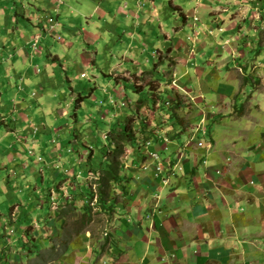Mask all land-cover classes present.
<instances>
[{
    "label": "rangeland",
    "instance_id": "374dc122",
    "mask_svg": "<svg viewBox=\"0 0 264 264\" xmlns=\"http://www.w3.org/2000/svg\"><path fill=\"white\" fill-rule=\"evenodd\" d=\"M34 1L21 0L18 10L24 14L30 13L28 10L33 11ZM69 1L79 11L71 16L72 27L75 28L73 36L76 37L77 30L85 26L87 32L95 37L89 39V44L77 38L72 49L63 53L64 35L57 34L61 32L60 23L53 14L46 15L51 9H45L46 13H37V25L42 20H47L46 25H41L40 30L32 34L31 40L34 52L37 53L38 48L43 52L36 71L44 75L45 70L49 75L43 76L44 78L40 75L38 78L42 88H45L43 91L39 90L41 95L38 92L33 96H41V99L35 100L34 113L27 109L28 113L16 114L12 116V122H8L5 116H11L15 108L8 95L0 97V121L2 119L6 128L15 130L21 124L18 123V117L22 121L29 118L36 129L34 142L37 143V137L45 141L40 146L43 153H40L39 148H28V154L32 158L43 160L33 163L37 172V175H31L33 177L20 173L19 168L22 170L28 163L26 158L12 161V156H9L3 161L4 155L0 152V234L3 233L0 235V264H88L89 257H98L108 248L110 239L104 243L103 251L99 245L98 252L93 247L97 241L101 245L103 240L107 241V229L114 228L111 227L114 214L100 209L97 204L98 182L103 174L95 172V169H105L108 166L106 162H110L125 177V187L130 180L135 179L138 167L134 168V162H139V158L133 157L130 142L122 143L117 139L116 132L112 134L111 131L114 127L119 131L128 122L131 131L143 139L139 129L144 128L145 121L152 122L149 123L153 126L151 132L164 123L150 118V111L154 114L155 110L159 120H167L166 128H169L171 135L180 131L182 117L199 119L205 121L206 126L212 124L211 128L215 130L213 134L217 139L234 133L232 129H241V136L253 145L251 149H257V144L258 148L264 149L262 2ZM7 2L9 1L0 0V42L1 38L10 35L16 45L15 50L20 51L23 47L18 36L20 25L13 20L12 14L6 16L11 6L5 5ZM97 2L104 13L93 11ZM61 3L64 0H58L54 12L60 9ZM120 6L121 9H118ZM2 29L5 33L1 32ZM128 30L134 34L129 35ZM48 34L53 37L45 38ZM42 36L45 37L40 45ZM132 43L135 45L132 46ZM8 48L7 55H0V59L6 61L4 71L13 77L14 73L22 70L20 66L26 64V61L9 62L14 48L12 49L11 43ZM50 52L60 54L64 59H71L66 63L68 76L59 61L52 59ZM82 52L81 57L79 53ZM38 54L29 52L32 68L33 59ZM20 74L24 77L23 82H29L28 77H33L30 72L26 73L28 77ZM67 77H70V81L66 80ZM6 80L5 74H2L0 90H3V82ZM79 93L84 95V101L77 110L78 120L73 122L70 113ZM141 101L145 102L141 104ZM158 101L162 107L158 105ZM39 102L43 105L40 111ZM216 109L220 113H231L230 115L243 113L244 117L239 115L235 119L218 118L213 121ZM101 116L104 121H101ZM5 126L0 128V151L1 147L5 148L7 138H13L12 135H6ZM73 130L76 135L72 133ZM16 137L20 136L16 133ZM145 146L146 144L141 145V148ZM170 149L173 150L172 145ZM141 154L140 158H146L142 149ZM150 155L155 157L151 153ZM44 161L54 166L46 167ZM141 165L151 167L150 163L142 162ZM154 169L160 173L158 166ZM111 189L113 191L108 199H115L125 209L130 208L129 203L127 205L120 201L122 193L119 194V189L114 184ZM58 190L63 191V200L60 202ZM92 190L95 195L90 202L93 208L90 217L75 209L71 211L70 205H62L64 201L71 202L74 193L85 196ZM37 196L40 199L38 203L34 202ZM19 202L28 205L33 203L29 206L28 216H24V211L18 208ZM63 209L69 211L63 212ZM22 218L26 222L23 228L16 230ZM46 226L52 229L50 236ZM261 231L264 236V230ZM28 241L42 246L45 256L40 257L39 253L29 251L26 248ZM96 261L97 259L93 262Z\"/></svg>",
    "mask_w": 264,
    "mask_h": 264
},
{
    "label": "crops",
    "instance_id": "0c3cea01",
    "mask_svg": "<svg viewBox=\"0 0 264 264\" xmlns=\"http://www.w3.org/2000/svg\"><path fill=\"white\" fill-rule=\"evenodd\" d=\"M8 1L5 5L11 6L6 16L12 14L13 20L20 25L18 36L23 47L20 51L15 50L13 37L6 36L1 38L0 55L3 57V54L7 55L11 43L14 50L9 62L26 61V64L20 66L22 70L10 77L3 68L6 61L0 59V76L5 74L7 77L6 82H3V90H0V97L4 98L6 94L12 99L15 112L13 111L11 116H5L8 122H12V116L28 113L27 109L35 112V100L41 99V96L36 98L33 95L45 88H42L38 78L40 75L49 77L45 70L44 75L36 71L40 66L38 61L43 58V52L39 48L36 49L39 54L33 59V68L31 55L29 56V52L37 54L31 48L32 34L38 32L41 25L47 24V20L44 19L37 25L36 14L46 13L45 9H51L46 15L53 14L60 23L61 32L57 34L64 35L63 53L72 49L77 38L89 44V39L95 35L89 34L83 26L77 30L78 36H73L75 28L72 27L71 16L78 10L69 0H64L60 9L55 12L58 0H35L32 3L33 11L30 9L28 10L30 13L25 14L18 10L21 0ZM27 1L29 0H24ZM256 2H262L264 5V0ZM99 4L97 2L94 5L93 11L104 13ZM118 9H121V6ZM17 15L20 16L16 18ZM1 32L5 33L3 29ZM128 34L134 33L128 30ZM49 36L53 37L55 34L44 37L50 38ZM44 37L42 36L40 45ZM133 45L135 43H132ZM49 54L53 60L59 61L62 70L68 76L66 63L71 59H64L60 54L51 52ZM79 55L82 57L83 52ZM91 63L96 65L95 62ZM28 72L33 75L32 78L27 76ZM20 73L28 77L29 82H23L24 77L22 78ZM66 80L70 81V77ZM39 94L41 95L40 92ZM159 101L157 103L160 106ZM42 106L39 102V111ZM17 111L19 113H16ZM230 114L220 113L216 109L213 121L218 118L244 117L243 113L239 114L240 116ZM149 117L156 122L164 123L151 132L153 126L149 123L152 122L145 121L142 130L149 136L146 138V146L134 148L131 145L133 157L139 158V162H134V168L138 167V174L135 173V179L126 184L127 193L121 192L118 188L119 194L122 193L120 201L127 205L129 203L130 208L125 209L124 205L114 199L115 212L111 226L114 228L107 229V237L110 239L107 243L108 248L97 255L98 257L96 255L89 257L88 264H264V236L261 231L264 230V149L258 148V144L257 149L255 147L251 149L253 145L248 143L247 138L241 136V129H232L234 133H230L226 138L217 139L213 134L215 130L211 128L212 124L206 126L203 120L182 117L180 131L171 135L168 132L169 128H166L167 120H159L155 110L154 114L150 111ZM18 118V123L21 124L15 130L11 127L7 129L2 119L0 121V128L5 126L6 135L13 136L4 142L5 148L1 147L0 152L4 155L2 159L5 161L4 159L9 156H12V161L26 158L28 163L22 170L19 168L20 173L24 176H31L34 173L37 175L33 163L40 161L28 154V148H39L40 153H43L44 150L40 146H43L45 141L37 137L35 143L34 123L30 122L29 118L24 121L21 117ZM16 133L19 138L16 137ZM11 141L14 143L10 144ZM171 145L173 150L170 149ZM141 149L146 158H140ZM150 153H157L159 158L152 157ZM142 162L150 163L151 167L145 168L141 165ZM44 164L46 167L54 166L46 162ZM159 165L160 173L154 169ZM131 214L133 218L130 221ZM97 245L101 246L100 241L93 245L96 252L99 251Z\"/></svg>",
    "mask_w": 264,
    "mask_h": 264
},
{
    "label": "trees",
    "instance_id": "16d2710c",
    "mask_svg": "<svg viewBox=\"0 0 264 264\" xmlns=\"http://www.w3.org/2000/svg\"><path fill=\"white\" fill-rule=\"evenodd\" d=\"M260 1H263V0H260ZM163 90L164 89L162 88V91ZM140 100H142V98ZM83 101H84V95H81L79 93V95L74 100L73 111L70 113V119H72L73 122L78 120V115H77L78 111L77 110L81 107L80 105ZM142 102H145V101H141V104H142ZM160 106L162 107V105H160ZM101 121H104V119H101ZM127 123L123 127L119 128L120 129L119 131L115 129L117 127H114L111 131L112 134H115V132H116V134L118 135V137H117L118 140L125 142V143L130 142V144L134 148H135V146L141 147L142 144H145V140H147L146 138H149V136L146 135L145 131L143 132V130L140 128L139 131H141V133L144 136H143V139H141V138L139 139L137 137V134H135L134 131H131V129L128 127ZM139 127H136V128H139ZM114 130H116V131H114ZM72 133L74 135H76L74 130L72 131ZM142 140H143V143H142ZM37 160H39V159H37ZM39 161L42 162L43 160H39ZM106 163L108 166L105 169H100V170L95 169V172L100 171L103 174V178H101V180L98 182L97 204H98L100 209H105L106 211H109V213L113 215V213L115 212L114 203H113L114 200L108 199L110 192L113 191L111 189L112 184H114V186H116L117 188L124 190L125 193H127V187H125L124 183H123L125 181V177L123 175H120V173H118V170L114 167V165L110 164V162H106ZM62 180H64V179H62ZM83 182H86V181L84 180ZM57 192L59 193V202H60L61 200H63V191L58 190ZM94 195H95V192L93 190L91 192L89 191L85 196H82L81 194L76 195V193H74L72 196L71 202L64 201L62 203V205L67 206V207L70 205L72 208L71 211L73 209H75V210H78L80 213H82L84 216L90 217L91 212L93 210L90 202L93 200ZM38 200H40V199L37 196V199L34 202L38 203L39 202ZM18 204H19L18 208L22 209L24 211V216H28V214L30 212L29 206H31L33 203L28 205V204H22L21 202H19ZM62 211L68 212L69 209H63ZM25 222H26V220L22 218L21 224H19L18 227H16V230H20L21 228H23L22 226L25 224ZM46 228H47V234H48V236H50L52 229H51V227H48V226H46ZM25 229H28V228L26 227ZM2 234L3 233H1L0 235H2ZM108 239H109V237L107 238V241H105V242H108ZM26 248L29 251H32L33 253H39L40 257L45 256V254H44L45 249L40 245L34 244L33 242L28 241ZM100 249L102 251L105 249L104 243H103V245L100 246ZM0 257H2V255H0Z\"/></svg>",
    "mask_w": 264,
    "mask_h": 264
},
{
    "label": "built area",
    "instance_id": "2783aa9c",
    "mask_svg": "<svg viewBox=\"0 0 264 264\" xmlns=\"http://www.w3.org/2000/svg\"><path fill=\"white\" fill-rule=\"evenodd\" d=\"M153 156L157 157V154L153 153ZM39 160H41V158ZM158 169L160 170V165L158 166Z\"/></svg>",
    "mask_w": 264,
    "mask_h": 264
}]
</instances>
